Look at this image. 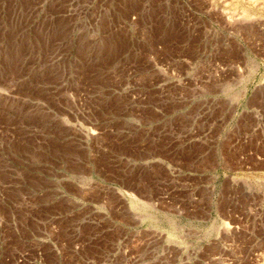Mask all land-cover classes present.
Listing matches in <instances>:
<instances>
[{
    "label": "rangeland",
    "instance_id": "374dc122",
    "mask_svg": "<svg viewBox=\"0 0 264 264\" xmlns=\"http://www.w3.org/2000/svg\"><path fill=\"white\" fill-rule=\"evenodd\" d=\"M224 119L264 121V0H0V264H264V177L199 222L153 210L169 238L117 225L146 145Z\"/></svg>",
    "mask_w": 264,
    "mask_h": 264
},
{
    "label": "crops",
    "instance_id": "0c3cea01",
    "mask_svg": "<svg viewBox=\"0 0 264 264\" xmlns=\"http://www.w3.org/2000/svg\"><path fill=\"white\" fill-rule=\"evenodd\" d=\"M249 100L250 98L247 97L246 102ZM257 100L254 98L253 105L257 103ZM232 102L234 99L229 98L227 103ZM187 124L190 127L202 124L222 130L215 132L214 136L211 132H207L201 136L191 137L186 154L179 157L170 156L167 141L159 144L161 152H153L151 143L144 147L146 154L133 160L131 185L119 184L118 186V194L120 200L125 203L123 207L128 219L119 220L117 225L127 232L144 230L169 238L171 234L169 230L148 222L153 210L163 209L165 215L175 213L191 217L193 221L199 222L212 215L217 202L224 195L227 176H233L236 179H240V176L264 177L263 138L259 142L252 133L255 140L247 148L238 143L229 142V139L235 135L232 129L264 127V121L252 119L245 122L239 119H224L190 121ZM158 172L161 176L157 175L155 177L157 179H152ZM143 175L148 179L142 177ZM221 175H224L223 179L220 178ZM178 177H185V179L179 182L176 180ZM174 182H177L179 186L176 190L185 193L186 202L183 204L175 200L177 196L172 187ZM235 184L236 182H229V189ZM204 191L209 194L208 203L203 202L201 193Z\"/></svg>",
    "mask_w": 264,
    "mask_h": 264
}]
</instances>
